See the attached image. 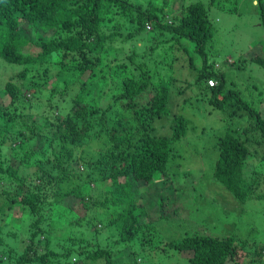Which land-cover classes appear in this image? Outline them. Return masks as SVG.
<instances>
[{
	"label": "trees",
	"instance_id": "trees-1",
	"mask_svg": "<svg viewBox=\"0 0 264 264\" xmlns=\"http://www.w3.org/2000/svg\"><path fill=\"white\" fill-rule=\"evenodd\" d=\"M218 1L181 4L178 12L170 16L164 8L130 0H0L1 61L9 66H31L34 70L35 65H44L46 69L41 74L45 77L51 64L79 74L89 71L88 79L80 84L72 99L71 112L58 115L57 124L44 120L40 132L35 130L36 125L28 126L18 137L0 122V187L7 186L0 192V214L5 209L21 207L32 217L20 252L4 242L0 227V264H75L77 260L81 264H122L120 254L140 232L151 238L158 234L153 220L142 221L145 210L137 206V200L141 202L146 186L160 179L163 184L170 182L172 169L178 165L175 160H181L175 143L189 131L184 117L173 114L166 122L171 135L152 133L156 120L170 113L171 85L177 81L172 69V61L177 59L174 47L188 56L194 84L200 93L209 95L210 107L219 112L228 110L231 117L247 112L245 127L224 128L223 135L218 137L213 178L237 201L264 200V113L239 93L224 92V75L215 71L217 66L210 63L206 52L214 32L210 9H223ZM231 2L238 4V0ZM253 3L264 27V0ZM228 11L235 12L236 8ZM121 27L128 30L126 34L119 31ZM148 27V31H153L149 53H156L161 60L154 59L150 67L151 54L147 57L146 49L137 52L136 46L118 59L114 44L144 41ZM28 46L36 48L35 55L25 56ZM171 53L173 59L167 64ZM53 56L60 60L50 63ZM197 58L200 65L195 63ZM253 60L264 67V58ZM26 77L27 71L23 70L17 83ZM99 81L104 85L110 83L109 96L106 95L111 100L106 107L87 101L88 85L95 87ZM209 81L215 85L209 86ZM6 91L13 107L23 104L21 90L14 82L6 84ZM14 117L15 112L0 113L2 121L17 119ZM28 135L35 136L41 145L34 147L38 156L33 150L28 151L13 165L15 147L24 144ZM90 142L97 143L95 150L90 149ZM46 144L48 150L44 148ZM253 144L257 147L252 148ZM6 146L11 165L4 167L2 149ZM75 149L80 150V155L75 156ZM35 156L39 158L34 159ZM254 157L256 168L247 174ZM32 159L35 166L30 165ZM75 165H81L85 171L83 185L74 184L75 178L80 177L74 172ZM32 167L36 177L22 172ZM92 184L102 185L99 194L93 192ZM25 186L27 190L22 194ZM158 200L159 197L156 202L151 199L152 204ZM77 207L85 213L81 218L75 215ZM58 211L57 217L50 213ZM95 211L108 216L106 221H97ZM81 223L96 229L94 244H79L72 236L73 227ZM99 231L107 233L102 241L97 238ZM165 244L163 250L190 252L187 264H264V259L256 257L264 252L262 246L253 256H245L241 250H245L247 242L232 235L192 234ZM132 252L135 257L136 252Z\"/></svg>",
	"mask_w": 264,
	"mask_h": 264
},
{
	"label": "rangeland",
	"instance_id": "rangeland-1",
	"mask_svg": "<svg viewBox=\"0 0 264 264\" xmlns=\"http://www.w3.org/2000/svg\"><path fill=\"white\" fill-rule=\"evenodd\" d=\"M130 1L141 5L151 3L156 7L164 8L170 16L171 13L174 15L178 12L181 4L188 5L196 1L206 2V0ZM231 1L219 0L218 5L223 9L216 7L210 9L209 19L214 27V32L210 47L206 50L208 59L211 64L217 66L215 71L224 75V92L239 93L243 100L264 113V67L253 60L258 57L264 58V27L261 25L253 0H238L237 6H234ZM251 3L253 4L251 5ZM233 7L236 8V11L229 12L228 9ZM150 26L152 25L150 24ZM119 31L126 34L128 30L121 27ZM146 31L148 38L144 41H136L135 44L134 42L115 43L114 49L117 51V58H124L135 46L139 53L146 49L148 57V54H151L148 48L153 47V38H151L153 31L152 29L148 31L147 28ZM145 35L143 34L142 37ZM25 53V56H33L36 54V48L28 46ZM171 55L172 53L168 56L167 64L173 59ZM174 56L177 59L172 61V69L175 71L174 76L177 77V81L171 85L170 113L156 120L152 133L160 136L171 135V130L166 122L170 121L173 114L184 117L189 131L184 139L175 143L181 160L176 158L175 163L177 162L178 165L173 164L174 174L170 175V182L163 184L160 179L146 186L143 188L145 191L142 192L141 202L137 200V206L145 210L142 221L153 220L152 226L158 234H154L151 238L140 232L130 247L122 251L119 262L122 264H187L190 252L178 253L169 248L163 250L162 247H165V243L170 240H178L192 234L213 237L236 236L247 242L245 250H241V253H244L245 256L246 254L253 256V252L259 247L264 248V200L251 199L244 203L237 201L213 178L212 174L215 161L218 158V150L214 148L218 137L223 135L224 128L245 127L247 112H243L242 116L237 114L231 117L228 110L219 112L210 107L209 95L200 93V88L194 84V72L189 68L188 56L177 47H174ZM109 57L112 59V55ZM105 59L103 60L105 61ZM154 59L159 62L161 56L158 57L156 53H152L150 67H152ZM59 60V56H53L49 62L53 63ZM195 63L200 65V59L197 58ZM47 67L48 73L45 77L41 74L46 69L44 65H35L34 68L37 70H34L31 69V66H9L0 60V113L15 112L17 116L14 117V119L17 118L15 120L8 121L7 118H3L4 120L0 119V122L7 125L13 136H18L20 132H24L25 128L33 127V125H36L35 130L40 132L44 120H47L50 125L57 124L58 115L65 116L71 112L72 99L79 92L80 84L89 76V71L79 74L74 70H63L60 65L51 64ZM23 70L27 71V77L24 81L21 80L20 83H17L18 74ZM11 81L19 87L23 96V104L19 103L16 108L11 104V99L6 91V84ZM97 84L95 87H92V84L88 85L87 101L100 107H106L111 100L107 97L110 92V83L107 82L104 85L99 81ZM64 90L67 91L66 94H61ZM178 92L182 93L178 94ZM164 123H166L165 126H161ZM26 138L28 140L24 144H18L15 147L13 153H16L17 156L13 157V165L18 164L21 155L31 150L34 151V147L40 145L35 136L28 135ZM94 142H90L93 143L90 146L91 150H95L97 147V143ZM46 147L47 144L44 148L48 150ZM255 147L257 145L253 144L252 148ZM7 149V146L2 149V157L5 160L4 167L11 165ZM73 151L75 156L80 155L79 149ZM34 152L38 156L37 151ZM36 156L34 159L39 158ZM47 159L49 160V157ZM251 160L247 174H251L256 168L253 163L257 158ZM30 165L35 166L32 163ZM46 165L51 166L49 163ZM22 172L27 176L36 177L34 167ZM74 172L77 175L80 174L78 178L73 177L75 178L74 184L83 185L85 182L84 169L81 165H75ZM34 182L37 183V180ZM5 188H7L6 184L2 185L0 192ZM91 188L93 192H96L95 194H99L103 187L100 184H92ZM26 190V186L21 189L22 194ZM63 190L66 191L65 187ZM158 197L159 202L153 205L151 199L155 198L156 202ZM149 201L151 202L149 203ZM50 213L53 214V217L59 215V211ZM94 213V218L97 221L105 222L108 218L100 211ZM84 214L81 207L75 209L77 217L81 218ZM88 214L91 217L93 211ZM31 221L30 214L21 207L5 209L0 214V227L4 242L20 252L24 247L21 240L26 239ZM49 221L50 218L45 222V227ZM97 228L100 230L98 226ZM73 230L72 236L79 241V244L84 241L94 244L95 228H89L86 223H81L80 226L73 227ZM100 232L97 234V238L102 241L107 233ZM149 238L151 239L149 240ZM132 251L136 252L135 257ZM256 257L263 260L264 252L261 256L256 255ZM75 264L81 263L77 260Z\"/></svg>",
	"mask_w": 264,
	"mask_h": 264
},
{
	"label": "built area",
	"instance_id": "built-area-1",
	"mask_svg": "<svg viewBox=\"0 0 264 264\" xmlns=\"http://www.w3.org/2000/svg\"><path fill=\"white\" fill-rule=\"evenodd\" d=\"M147 29H150V28L148 27ZM208 85H209V86H214L215 83H214V81H209V82H208Z\"/></svg>",
	"mask_w": 264,
	"mask_h": 264
}]
</instances>
